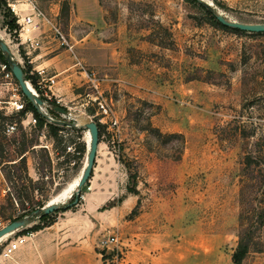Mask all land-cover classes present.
<instances>
[{
	"label": "rangeland",
	"instance_id": "rangeland-1",
	"mask_svg": "<svg viewBox=\"0 0 264 264\" xmlns=\"http://www.w3.org/2000/svg\"><path fill=\"white\" fill-rule=\"evenodd\" d=\"M206 1L230 19L264 22V0ZM54 21L73 51L55 41L36 50L59 53L43 69L46 76L60 72L51 91L37 93L60 130L53 137L48 127L30 126L5 136L0 104V220L11 221L31 201L60 207L45 218L32 217L8 240L32 234L34 224L52 222L62 203L73 200L74 192L64 200L57 197L85 163L89 133L67 124L75 118L100 125L92 173L77 203L69 206V212L96 215V259L102 264H233L241 159L264 141V34L222 29L189 0H61ZM17 29L0 1L2 36L18 50L20 65L31 69L38 61L28 63L15 46ZM84 71L95 72L99 92ZM31 76L36 84L38 75ZM96 96L112 113H101ZM55 105L65 114L54 111ZM148 122L162 133L182 134L181 150L145 129ZM25 148L27 173L14 161ZM108 233L118 242L105 252L98 239ZM257 235L243 264H264V226Z\"/></svg>",
	"mask_w": 264,
	"mask_h": 264
},
{
	"label": "crops",
	"instance_id": "crops-1",
	"mask_svg": "<svg viewBox=\"0 0 264 264\" xmlns=\"http://www.w3.org/2000/svg\"><path fill=\"white\" fill-rule=\"evenodd\" d=\"M6 2L7 5L13 4L21 15L32 13L34 8H38L49 19L54 20L59 15L61 0H6ZM41 30L43 31L42 45L54 41L46 32L47 25H42ZM1 37L4 38L0 30ZM3 38L2 40L12 52L14 60L20 64L21 56L18 50L13 51L14 47ZM45 38L48 40H44ZM52 51L53 49L47 51L45 48L39 52L34 51L32 62L38 61L34 67L46 68V70L47 67L50 68L54 59L59 55L56 53L48 56ZM59 74L60 72L56 71L49 76L57 78ZM2 81L0 77V104H4L2 107L5 108L10 91L8 85H4ZM53 86L49 89L50 91ZM97 220L96 215L91 210L69 212V208L61 209L49 225L33 231L31 235L21 234L22 241L19 247L14 251L11 258L6 260L5 264H102L101 259L95 258ZM20 230L18 228L13 234ZM4 238H1L0 242Z\"/></svg>",
	"mask_w": 264,
	"mask_h": 264
},
{
	"label": "trees",
	"instance_id": "trees-1",
	"mask_svg": "<svg viewBox=\"0 0 264 264\" xmlns=\"http://www.w3.org/2000/svg\"><path fill=\"white\" fill-rule=\"evenodd\" d=\"M2 4H7L6 0H0ZM201 6L208 14L209 18L212 20L216 26H219L222 29L229 30L234 33H245V34H264V32H247L240 30L238 28L228 27L226 25L221 24L212 13V11L206 8L204 5L198 3L196 0H189ZM215 1V0H214ZM218 5L220 3H217ZM14 21V20H12ZM160 46L164 47L162 43H158ZM0 63L5 64L7 69H9L10 64L6 61L5 55L0 51ZM23 73L25 75V79L29 80L30 83L34 86V78L29 75V69L22 67ZM42 100L45 98L42 95H39ZM143 104H148L146 101H141ZM50 104H55V101H49ZM29 111L36 118L37 127H48L50 135L56 137L58 131L60 130L58 124L54 122H49L42 115H40L27 100L26 106L24 110L19 112H13L11 114L6 115L3 111V115L5 117V121L2 124V132L3 127L6 122L17 123L18 131L22 128L20 124V120L24 117V113ZM16 117V118H14ZM99 130V123H96ZM75 129L74 127H71ZM145 129L149 130V132L153 133L157 136L161 142L165 141H174L178 144L177 150H181V146L183 144V135L180 133H162L158 128L152 127L151 123L148 122L147 127ZM24 130V129H22ZM17 131V132H18ZM99 132V131H98ZM242 134V133H241ZM242 136H244L242 134ZM256 147L253 150L246 151L241 159V168L239 173V191H238V201H239V213H238V225H237V244L234 251L231 254V260L233 264H243V260L246 258L247 254L251 251L253 246L257 244V233L260 232V229L264 226V141L262 143L255 142ZM34 144H31L29 148L30 150H34ZM27 148L23 149L21 154L18 156L17 160L19 165L22 166L23 171L27 173L26 167V158L25 151ZM180 156L177 153L178 158ZM16 163V162H15ZM12 163V164H15ZM4 177L7 179L8 174L3 171ZM28 177V176H27ZM29 180H32L28 177ZM43 204L39 201H31L27 203V205H22L20 211L17 214L12 215L9 219L12 221L14 219H19L24 215H28L34 209L40 208ZM66 209V208H63ZM41 218L47 217L46 214L41 213ZM51 222H48L44 225L34 224L30 227L31 231L39 230L43 226L49 225Z\"/></svg>",
	"mask_w": 264,
	"mask_h": 264
},
{
	"label": "built area",
	"instance_id": "built-area-1",
	"mask_svg": "<svg viewBox=\"0 0 264 264\" xmlns=\"http://www.w3.org/2000/svg\"><path fill=\"white\" fill-rule=\"evenodd\" d=\"M8 7L14 16L16 23L18 24V29L13 35L15 46L17 47V49L20 48L24 51L28 63H32V55L34 51L40 49L42 46V25H47L46 32L50 34V37L56 42L59 48L67 50L69 52L73 51V45L68 41L67 36L61 30L59 25H57L54 20L49 19L42 10L34 8V11L32 13L21 15L13 5L8 4ZM75 64H80V62H76ZM28 73L29 75H38L36 84H34V86L31 84L34 87L36 92L35 94L37 96H39L37 90H39L40 88H46L49 90L51 86L55 84V78L53 76H46L43 68L32 67L31 69H29ZM84 75L87 78L88 82H90V86L94 87V89L99 92L98 79L96 78L95 72L84 71ZM0 77L3 80L2 83L4 85H8L10 91L8 102L6 103V107L4 108V113L8 115L13 112L24 110L27 103V100L25 99L26 97L22 94L17 81L13 77L10 69H7L5 64H0ZM44 95L50 98V96H48L46 93H44ZM95 98L96 99H93V102H96V104L98 105V109L101 110V113L103 115H109L110 113H112V110L108 106L106 101L99 99L98 96H96ZM42 110L46 114V116H42L47 119V121L56 122V120H54V118L45 111L44 107H42ZM20 124L23 128L35 126L36 118L32 115L31 112L26 111L24 113V117L20 120ZM112 124H116V120H114ZM17 131L18 128L15 121L6 122L4 124L3 134L5 136H14ZM6 223L8 222L0 220V228H2ZM21 241V235L12 240L10 239L8 241H5V245H3L0 249V264H5L6 260L11 258L14 251L19 247ZM117 242V235L114 233H108L102 235L98 239V246L105 250V252H109V250H113V247Z\"/></svg>",
	"mask_w": 264,
	"mask_h": 264
},
{
	"label": "water",
	"instance_id": "water-1",
	"mask_svg": "<svg viewBox=\"0 0 264 264\" xmlns=\"http://www.w3.org/2000/svg\"><path fill=\"white\" fill-rule=\"evenodd\" d=\"M198 3L204 5L206 8L210 9L212 13L215 15L216 19L223 25L232 28H238L247 32H264V22L261 23H249V22H241L235 19H230L223 15L220 11H216L213 6V2H208L206 0H196ZM0 51L5 55L6 61L10 64L9 69L13 74V77L17 81L22 94L26 97V99L30 102L33 108L40 114L46 116L43 112L42 107L44 105V101L37 96L31 89H29L27 85V80L25 79V75L23 73L22 66L13 58L12 52L8 48L7 44L0 38ZM52 109L56 112L65 114V108L55 105ZM59 122V121H56ZM70 126L74 127H83L88 130L89 133V142L86 146V154H85V163L82 167L80 176L78 181L76 182L73 188H76L73 195V200L70 203H62L64 208H69L71 204H76L78 201L79 193L82 187L86 184L89 179L93 164L95 161L97 145H98V127L94 121H87L83 124H77L74 120L68 122ZM60 207V203H48L40 208L34 209L28 215H24L19 219H14L6 223L2 228H0V238L10 232H14L18 228L28 225L31 222L32 217H39L41 213L48 214L50 212L56 211Z\"/></svg>",
	"mask_w": 264,
	"mask_h": 264
},
{
	"label": "bare ground",
	"instance_id": "bare-ground-1",
	"mask_svg": "<svg viewBox=\"0 0 264 264\" xmlns=\"http://www.w3.org/2000/svg\"><path fill=\"white\" fill-rule=\"evenodd\" d=\"M13 5V4H12ZM1 38H3V37H1ZM4 39V38H3ZM27 85H28V87H29V89H31V91H33L34 93H36L35 92V89L32 87V85H31V83L29 82V81H27ZM74 120H75V122L79 125V124H81V123H79V122H77V119H75V118H73ZM85 123V122H84ZM85 131H88V130H85ZM84 131V132H85ZM88 145V143L86 144V146ZM78 179H79V177H77V179L76 180H74V182L73 183H71V184H69L65 189H64V193L63 194H61V195H59L57 198L59 199V200H64V199H66V198H68V197H70L71 196V193L72 192H74V190L76 189V188H73L74 186H75V184H76V182L78 181ZM62 192V191H61ZM60 194V193H59ZM55 200V199H54ZM54 203V202H53ZM13 232H10V233H8V234H6V235H4V236H2L1 238H4V237H6L7 235H11ZM10 235H9V237H10ZM9 237H6V239H4L3 241H7L8 240V238ZM0 238V239H1ZM3 241H1V242H3ZM0 242V243H1Z\"/></svg>",
	"mask_w": 264,
	"mask_h": 264
}]
</instances>
